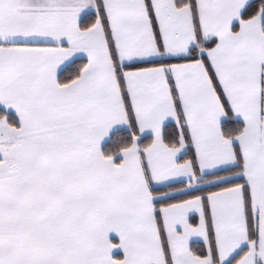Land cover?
Returning <instances> with one entry per match:
<instances>
[{
    "label": "snow or ice",
    "instance_id": "snow-or-ice-1",
    "mask_svg": "<svg viewBox=\"0 0 264 264\" xmlns=\"http://www.w3.org/2000/svg\"><path fill=\"white\" fill-rule=\"evenodd\" d=\"M0 264H264V0H0Z\"/></svg>",
    "mask_w": 264,
    "mask_h": 264
},
{
    "label": "trees",
    "instance_id": "trees-1",
    "mask_svg": "<svg viewBox=\"0 0 264 264\" xmlns=\"http://www.w3.org/2000/svg\"><path fill=\"white\" fill-rule=\"evenodd\" d=\"M194 250L197 251L198 253L203 251V247H202V243H200L199 245H193Z\"/></svg>",
    "mask_w": 264,
    "mask_h": 264
},
{
    "label": "crops",
    "instance_id": "crops-1",
    "mask_svg": "<svg viewBox=\"0 0 264 264\" xmlns=\"http://www.w3.org/2000/svg\"><path fill=\"white\" fill-rule=\"evenodd\" d=\"M200 243H202V242H200Z\"/></svg>",
    "mask_w": 264,
    "mask_h": 264
}]
</instances>
